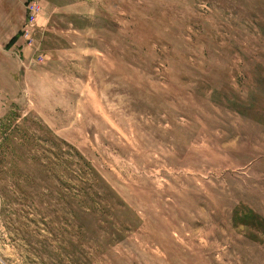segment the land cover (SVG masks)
<instances>
[{
	"label": "rangeland",
	"instance_id": "rangeland-1",
	"mask_svg": "<svg viewBox=\"0 0 264 264\" xmlns=\"http://www.w3.org/2000/svg\"><path fill=\"white\" fill-rule=\"evenodd\" d=\"M0 264H264V0H0Z\"/></svg>",
	"mask_w": 264,
	"mask_h": 264
},
{
	"label": "built area",
	"instance_id": "built-area-1",
	"mask_svg": "<svg viewBox=\"0 0 264 264\" xmlns=\"http://www.w3.org/2000/svg\"><path fill=\"white\" fill-rule=\"evenodd\" d=\"M32 10H33V8H32Z\"/></svg>",
	"mask_w": 264,
	"mask_h": 264
}]
</instances>
